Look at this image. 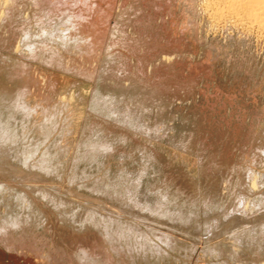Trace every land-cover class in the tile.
I'll return each instance as SVG.
<instances>
[{"label": "rangeland", "instance_id": "374dc122", "mask_svg": "<svg viewBox=\"0 0 264 264\" xmlns=\"http://www.w3.org/2000/svg\"><path fill=\"white\" fill-rule=\"evenodd\" d=\"M83 1L0 0V264H264V26Z\"/></svg>", "mask_w": 264, "mask_h": 264}, {"label": "bare ground", "instance_id": "6f19581e", "mask_svg": "<svg viewBox=\"0 0 264 264\" xmlns=\"http://www.w3.org/2000/svg\"><path fill=\"white\" fill-rule=\"evenodd\" d=\"M17 1V0H16ZM75 1H77V0H75ZM80 1V0H79ZM86 1V0H85ZM85 1H83V2H85ZM210 1V0H209ZM217 1V0H216ZM222 1H224V0H222ZM93 2V1H92ZM225 3H229V6L231 7V8H234L233 10H235V9H237V10H239V11H241V10H246V13H248L247 15L249 16V15H251L252 16V18H254L255 19V21H256V23L258 22L260 25L259 26H264V0H226V1H224ZM6 3V2H5ZM227 3V4H228ZM215 4V3H214ZM219 4V3H218ZM221 5L223 4L222 2L220 3ZM4 5V4H3ZM12 5H14V2H13V4ZM23 5V4H22ZM11 6V5H10ZM15 6V5H14ZM219 6V5H218ZM223 6V5H222ZM226 6H228V5H226ZM225 5H224V7H226ZM228 6V7H229ZM8 7V6H7ZM6 7V9L7 10H4V12L2 13V15L3 16H1V18H8V16L9 15H11V9H12V6H11V8H7ZM92 7V6H91ZM70 8V7H69ZM72 8V7H71ZM90 8V7H89ZM223 8V7H222ZM221 8V9H222ZM74 9H75V7H74ZM220 9V8H219ZM225 9H227L228 11L227 12H229V9L228 8H224V11H225ZM231 11H233L232 9H230ZM90 11V10H89ZM1 12V11H0ZM66 12V11H65ZM221 12H223V11H221ZM220 12V13H221ZM226 12V11H225ZM233 12H236V11H233ZM70 13V12H69ZM73 13V12H72ZM90 13V12H89ZM218 13V12H217ZM245 13V12H244ZM5 14H6V17H5ZM92 14V13H91ZM225 14V13H224ZM232 14V13H231ZM67 15V14H66ZM219 16H220V14H218ZM243 15V14H242ZM246 15V14H245ZM236 16V15H235ZM247 16V17H248ZM69 18H68V20L69 21H72V23H73V25H75L76 27H79V26H82V25H85V24H90V23H92L93 21H94V19L92 18V16L91 15H89V14H86V13H81V12H78V11H76L74 14H70V16H68ZM238 18H240V17H238ZM252 18H249V19H252ZM245 19V18H244ZM253 19V20H254ZM0 20H5V19H0ZM14 20V19H13ZM62 20V19H61ZM67 20V19H66ZM239 21V20H238ZM254 21V22H255ZM96 22V21H95ZM251 22V21H250ZM61 23V22H60ZM257 23V24H258ZM93 24H94V22H93ZM92 24V25H93ZM253 24V23H252ZM72 25V26H73ZM97 25H98V23H97ZM74 26V27H75ZM29 26H27V28H28ZM26 28V29H27ZM259 28V27H258ZM261 29V28H260ZM30 30V29H29ZM32 30V29H31ZM31 30H30V32H31ZM23 34H24V38H27V36H30L31 34H32V32H31V34H29V31L28 30H24L23 29ZM101 32V31H100ZM29 34V35H28ZM60 37V36H59ZM30 38V37H29ZM33 40V39H32ZM30 45V44H29ZM33 45V44H32ZM28 46V45H27ZM36 46V45H35ZM35 46H28L29 48H30V50H28V52H29V54L31 53V55L35 52V50H36V47ZM39 47V46H38ZM40 49V48H39ZM41 50V49H40ZM38 51V50H37ZM27 52V53H28ZM40 53V52H39ZM50 62V61H49ZM6 121H8V120H6ZM3 123V122H2ZM5 123V122H4ZM5 126H7V124L5 125ZM2 127V126H1ZM3 128V127H2ZM1 128V129H2ZM8 129V128H7ZM6 130V129H5ZM2 131V130H1ZM7 131V130H6ZM5 132V131H4ZM8 132V131H7ZM7 134V133H6ZM5 134V135H6ZM2 137H3V131H2V133L0 134ZM4 135V136H5ZM10 135V134H9ZM8 135V136H9ZM14 136V135H13ZM1 137V138H2ZM4 138V137H3ZM1 140V139H0ZM6 140V139H5ZM28 159V158H27ZM244 205V204H243ZM258 206V205H257ZM245 207V206H244ZM255 210V209H254ZM15 217V216H14ZM86 219V218H85ZM13 220V219H12ZM104 220V219H103ZM13 223H14V221H12ZM17 222H18V220H17ZM93 222V221H92ZM236 222V221H235ZM16 223V222H15ZM229 223V222H228ZM97 224V223H96ZM11 225V224H10ZM12 225H14V227H15V225L16 224H12ZM20 225V224H19ZM224 225V224H223ZM7 227H8V225H7ZM17 227V226H16ZM225 227V226H224ZM0 228H2V227H0ZM1 231H3V229H1ZM247 232V231H246ZM256 233H257V231H256ZM258 233H259V231H258ZM247 233H245V235H246ZM252 234V233H251ZM260 234H261V232H260ZM110 237H112V236H110ZM241 237V236H240ZM246 237V236H245ZM113 238V237H112ZM247 238H248V236H247ZM114 239V238H113ZM257 239V238H256ZM239 240H241V238L240 239H238V241ZM253 242V241H252ZM255 242V241H254ZM235 243H237V242H235ZM247 243H250V242H247ZM241 243H237L236 244V249H238V245L240 246V248H241V245H240ZM250 245V244H249ZM256 245V244H255ZM261 244L260 243H258V248H257V250L255 249V251H257L258 253L260 252V248L262 247V246H260ZM264 248V247H263ZM235 248L234 249H232L231 250V252H232V254H231V257L234 259V260H237V261H240L241 263H243V261H241V256H240V253H239V251L238 250H236ZM242 249V248H241ZM249 249V248H248ZM263 250V249H262ZM230 252V251H229ZM85 254V253H84ZM218 254V256L219 255H223V253L222 252H220V253H217ZM227 254V253H226ZM230 255V254H229ZM262 256V255H261ZM260 257V256H259ZM87 258H88V256H87ZM87 260V259H86ZM245 264V263H244ZM252 264H256L255 262H252Z\"/></svg>", "mask_w": 264, "mask_h": 264}]
</instances>
